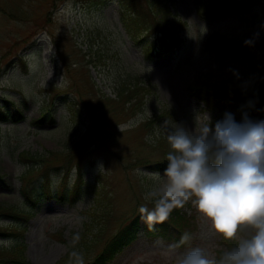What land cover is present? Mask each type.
Segmentation results:
<instances>
[{"label": "rangeland", "instance_id": "rangeland-1", "mask_svg": "<svg viewBox=\"0 0 264 264\" xmlns=\"http://www.w3.org/2000/svg\"><path fill=\"white\" fill-rule=\"evenodd\" d=\"M165 1L173 17L186 21L187 26L179 33L181 44L173 46L166 55L157 56L150 50L155 34H136L130 16L123 15L117 0L89 3L0 0V105L14 108L9 111L11 120L0 121V209L25 208L20 193L24 172L20 152L29 151L25 156L27 162L32 153L68 149L87 131L90 115L94 119L102 112L106 118L103 126L93 125L92 130L103 146L84 157L88 169L76 200H65L62 197L67 198L66 195L58 194L39 203L35 215L23 226L17 222L19 229L8 235L1 230L0 247L11 248V253L0 257L4 264L73 263L71 251L99 231L93 227L102 211L113 210L115 205L116 215H122L131 207V196H142L137 180L150 186V191L161 187L166 182L163 174L154 173L145 163L143 167L127 165L141 153L140 142L131 133L123 132L138 127L148 118L149 126L159 119L154 133L164 138L176 125L190 131L202 124L210 123L214 127L225 116L219 109L206 110L190 93L189 85L195 78L211 77L212 81L240 92L264 85V0H237L242 3L239 13L219 19L200 18L198 0ZM45 21L49 25L42 30ZM35 30L38 33L34 35ZM214 32L249 43L244 44L241 52L221 55L206 44L208 35ZM21 55L28 59L27 71L18 62ZM139 79L149 81L154 88L145 95L143 103L133 106V111L128 113L135 100L132 104L123 102L119 91L126 92L127 88L135 91L137 87L127 85ZM71 106L76 109L74 116L70 113ZM15 109L23 113L17 122L12 121L15 115L20 116ZM0 110L3 113L5 109ZM44 112L47 115L42 124H35L33 120ZM226 113L238 124L245 120L264 122V109L253 105L251 99L232 103ZM114 126L123 132L115 134ZM91 142L89 137L82 141L83 145ZM147 153L146 158L156 162L165 156H160L153 145L148 146ZM107 170L118 183L115 203L105 199L107 190H111L106 183L113 179L104 181L105 188L97 183L101 179L97 173L105 174ZM74 176L75 172L70 183ZM61 178L60 174L54 176V187ZM131 181L134 182L129 186ZM184 208L195 226L183 248L142 231L109 264H179L182 255L196 247L215 260L218 249L227 247L228 240L214 232L210 221L197 211L192 200ZM10 214L0 213V226L11 231ZM115 225L116 222L111 228ZM159 225L170 227L174 222L168 218ZM169 234L173 236L171 231ZM247 235H250L247 231L238 232L234 241L238 243ZM174 236H178V230ZM92 252L90 247L88 253ZM89 258L74 261L83 263Z\"/></svg>", "mask_w": 264, "mask_h": 264}, {"label": "clouds", "instance_id": "clouds-1", "mask_svg": "<svg viewBox=\"0 0 264 264\" xmlns=\"http://www.w3.org/2000/svg\"><path fill=\"white\" fill-rule=\"evenodd\" d=\"M167 142L166 182L146 193L153 207L142 205L141 219L150 226L163 223L192 200L223 239L234 240L241 231L250 235L218 260L196 247L179 264H264V122L238 124L226 113L214 127L202 124L190 131L176 125Z\"/></svg>", "mask_w": 264, "mask_h": 264}, {"label": "trees", "instance_id": "trees-1", "mask_svg": "<svg viewBox=\"0 0 264 264\" xmlns=\"http://www.w3.org/2000/svg\"><path fill=\"white\" fill-rule=\"evenodd\" d=\"M82 1L87 2L89 0H82ZM121 2L123 3L126 9L131 10L130 8L131 6L136 11H138L137 12L138 16H141V14L143 16L146 15L147 12L141 9L143 7L144 9L148 11V8L146 7V5L143 4L144 2H147L149 4V7H151L153 11L152 12L153 16L149 13L150 19L154 20V22L157 23L155 27L156 28L158 27L160 31L166 35V37L171 36L172 38H175V35H173L172 33H174L173 30L175 29L177 22L176 21L173 22L169 19L170 11L168 7L164 4L163 0H121ZM214 2L216 3L208 4V5L205 4L204 7L200 9L201 14L208 16L210 14L209 11L212 9V7L214 5L217 6L219 3L218 0L217 1L214 0ZM144 17L147 18L146 16ZM219 41H220L219 44L227 46V43H228L227 39L220 38ZM19 59L23 62L22 60L23 56L19 57ZM192 88L197 90L199 92L200 97L204 99L212 95L214 98H218L220 96L219 87L214 88V86L210 84L208 80L202 81L198 79L197 82L192 86ZM233 92H234V95H232V98L236 100H240V99L245 100V98H240L238 97V95H235L237 94V91H233ZM246 95L248 98L252 100L253 105L264 107V89L257 90V91H251L249 93L243 94V96H246ZM136 97L138 99L140 96H135V98ZM0 108H2V106H0ZM6 108H8V106H6ZM0 117H2L3 119H6L7 114L6 113L3 114L0 110ZM92 120H93V125L95 126H102L103 124H105V118L103 116H97V118H94ZM94 134L97 139L93 144L96 146V149H97V146L98 148L102 146L100 143L101 139L99 140V138L97 137L98 135L95 132ZM163 141H164L163 139H159V140H156L155 143L153 142L152 144H155V147L158 148L163 143ZM166 141L167 140L164 141V148H167L170 151L171 150L170 145ZM89 147L91 146L81 147L80 143H78L76 146L73 147V149L69 153L62 152V154H59L56 152H49L47 154L40 156L41 159L39 160V162L36 159V157H39V156H31L32 159L29 160L31 162L30 167L28 171L26 172L27 174H24L23 176L25 179H27V182L26 184H24V187H23L25 195H28L27 198L33 199L35 195L39 193V190H40L39 184H35L34 183L35 181L31 182V180L28 178L29 175L32 173L40 175L41 178H45L46 181L43 180V183H47L49 181L50 174L52 173V171L58 170L60 168L69 169L70 167H72V165L77 163L80 167L78 168V172H79L78 174L80 177L81 168L84 166L83 165L84 161L82 162L81 158L86 153ZM27 154H28L27 152H22L21 156L24 157V156H27ZM33 160L35 162H33ZM147 163L151 164L153 167H156V168H160L161 165H166L165 162L156 163L151 159L150 161L148 160ZM44 188H45V185L43 184L41 186V190H43ZM171 222L172 223L174 222V226L172 230L173 236H174V232L178 230V236H174L171 239L177 238L178 240L181 241L182 238L184 237L183 240L185 242L188 239V237H190L191 232H192L191 226L189 227L190 218L186 217L185 215H180L178 212L172 216ZM107 223L108 222L104 220V223L102 224V227L99 233L97 234V236L95 235L91 239L85 238L84 242L82 241L83 243L81 244L79 242L76 245V248L72 250L71 258L78 255L75 252L79 250L80 257L82 259H85L89 255L88 251L90 250V247L91 249L96 247V244L98 243V241L101 240L100 236L103 235L102 232L105 231ZM159 228H164V227L159 226ZM139 230H140V216L135 214L133 217L129 219V221L125 222V225L119 228V230L109 240H107L106 243L103 244V247L100 253L95 258L88 261L86 264H108L120 250H122L127 245L131 244L136 239ZM232 247H234L233 244L229 245V249ZM8 253L10 252H5V250H3L2 252H0V256L3 257L5 254H8Z\"/></svg>", "mask_w": 264, "mask_h": 264}]
</instances>
